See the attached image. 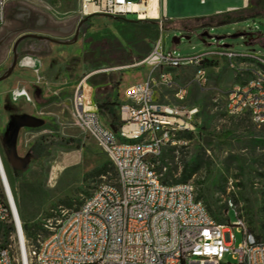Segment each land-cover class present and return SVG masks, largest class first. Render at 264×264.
I'll list each match as a JSON object with an SVG mask.
<instances>
[{
	"label": "rangeland",
	"instance_id": "374dc122",
	"mask_svg": "<svg viewBox=\"0 0 264 264\" xmlns=\"http://www.w3.org/2000/svg\"><path fill=\"white\" fill-rule=\"evenodd\" d=\"M164 13L166 18L177 23L166 29L163 27L165 52L188 57L212 50H228L264 57V0H247L246 6L244 0H164ZM119 18L100 14L82 16L78 0H10L4 7L0 37L16 31L6 43L8 49L19 30L33 29L38 34L68 41L81 22L78 40L68 45L34 39L23 41L20 58L29 56L32 67L17 63L12 74L0 82V143L11 138L15 123L24 116L37 119L41 124L21 126L17 130L15 156L20 160L26 158L32 143L40 137L48 141L43 157L37 160L28 157L19 168L10 165L4 149L0 151L15 192L20 183L27 188L35 186L40 191L38 196L30 197L27 193L24 201L30 223H37L46 231L39 233L40 238L49 231L44 225L54 224L60 211L77 209L100 181H115V171L110 165L104 175L92 174L98 166L109 163L108 157L74 123L70 109L75 87L83 79L92 89L93 103L106 93L120 103L119 96L124 97L126 84L147 76L149 69L146 66H133L147 54L139 58L123 41V34L130 36L129 26ZM159 18L164 25L163 15ZM124 19L136 21L137 16L127 14ZM71 24L74 29L68 36L58 30ZM202 33L207 36L202 37ZM174 38L179 39L177 44L173 43ZM155 40H147L150 50ZM1 53L0 75L11 63V53L6 50ZM119 59L125 62L117 63ZM205 67L207 86L191 85L184 102L174 97L175 88H156L157 103L178 107L185 115L194 111L192 124L197 128L182 134L185 144L163 148L157 165L162 167L163 174L170 173V180L177 181L183 167L198 164L199 169L191 177L197 198L205 206L207 199L211 209L216 210L224 205L228 196L232 197L237 210L243 211L250 230L259 235L263 228L264 127L255 126L247 115L230 117L225 112L227 89L234 82L248 79L250 69L256 64L236 60L234 67H230L225 58H213ZM171 72L175 85L181 86L192 77L193 69L184 67ZM152 75L156 77L155 72ZM21 89L27 92L31 102L13 98V92ZM101 117L104 125L109 127L108 118ZM68 139L76 142L67 143ZM71 153L78 156V163L62 167L54 182H49L51 167ZM16 170H19V176L14 175ZM228 220L229 223L236 220L233 209L228 211ZM240 238L235 233V246ZM7 242L0 238L1 246ZM226 260L231 261L229 256Z\"/></svg>",
	"mask_w": 264,
	"mask_h": 264
},
{
	"label": "built area",
	"instance_id": "2783aa9c",
	"mask_svg": "<svg viewBox=\"0 0 264 264\" xmlns=\"http://www.w3.org/2000/svg\"><path fill=\"white\" fill-rule=\"evenodd\" d=\"M8 1L0 0V25ZM78 1L82 16L136 14L137 20H157V39L150 52L133 65H144L149 72L141 82L126 87L117 107L118 132L102 122L85 79L75 87L71 118L105 152L116 178L100 181L77 209L60 211L54 224L44 225L48 234L38 236L35 243L24 237L0 153V226L8 230V242L0 245V264H264V228L259 235L251 232L232 197L225 199L226 221L217 223L197 198L191 180L163 182L155 170L163 148L185 144L182 134L197 130L192 124L194 111L185 115L178 107L157 103L156 88L173 87L176 100L184 102L191 85L207 86L208 60L225 58L230 67L236 60L252 61L256 67L250 69L251 76L227 89L225 112L230 117L247 115L255 126L264 127V57L228 50L180 57L164 51L159 13L156 18H140L146 11L133 9L134 5L147 6V0ZM18 63L26 68L33 65L29 56ZM184 67L193 69L192 77L176 86L171 70ZM13 98L31 102L24 89L15 90ZM5 147V141L0 143L1 152ZM262 174L264 190V166ZM229 209L236 216L234 223H229ZM234 232L241 236L237 246ZM228 256L231 261L226 260Z\"/></svg>",
	"mask_w": 264,
	"mask_h": 264
},
{
	"label": "trees",
	"instance_id": "16d2710c",
	"mask_svg": "<svg viewBox=\"0 0 264 264\" xmlns=\"http://www.w3.org/2000/svg\"><path fill=\"white\" fill-rule=\"evenodd\" d=\"M119 20H122L126 25L129 26L128 32H130V36L123 34L122 35L123 41L129 47H131L135 53L138 54L139 58L148 54L150 51V47H149L147 40H155L158 37V22L152 21V20L127 21L124 18H119ZM176 24L177 23L167 20L164 23V25L162 24V27L166 29L170 26H176ZM115 44L119 45V43H111L110 45L114 46ZM129 58L130 57H128V59ZM122 62H125V60H122V61H120V59L117 60V63H122ZM94 101H95L94 104L96 106L97 113L100 116L107 117L109 120L110 129L113 132H118L120 125H121V121L117 114V107L119 106L120 103L116 100L111 99L110 93H106L102 99H95ZM188 135H190V133ZM66 142L68 143V142H76V141L72 139H68L66 140ZM47 147H48V141L46 140V138L40 137L39 139L34 141L32 145L30 146L27 157L29 158L31 157L34 160H37L45 155ZM3 164H4V161H3ZM109 165L112 166V168L114 169L112 163L109 160V163L106 162L98 166L96 169H94V171H92L93 172L92 174L98 177L104 175L107 172V167ZM4 168H5V164H4ZM198 169H199L198 164H195L194 166L190 168L185 166L183 167L181 171L179 180L172 181L170 180L171 175L169 172L163 174L162 167L155 165V170L161 175L162 181L167 182V183L188 182L189 180H191V177L197 172ZM5 172H6V168H5ZM14 175L19 176L20 175L19 170H16L14 172ZM115 176H116V173H115ZM262 177H263V174H262ZM7 179H8V183L10 185V189L14 197V201H15V205L17 208L19 218L21 220L24 237L30 243H35L37 237L39 236V233L45 230L43 229L41 225H38L37 223H30V219L27 216L28 214L25 211L24 201L27 198V193H29V196L30 195L38 196L40 194V191L35 186H30L28 187L29 188L28 189L24 183H20L18 186V191L16 193L15 188L12 186L13 182H11L8 176H7ZM26 188L28 189V191H26ZM206 206H207L206 209L208 210L209 214L212 216V218L217 223L223 224L226 221V218L224 217V213H226V203L225 202H224V205H222V207H219L216 210H212L210 203L206 199ZM263 212H264V206H263ZM262 227L264 228V222L262 223ZM250 231L252 232V230ZM0 238L5 239L7 242L8 230L6 229V227L0 226Z\"/></svg>",
	"mask_w": 264,
	"mask_h": 264
},
{
	"label": "water",
	"instance_id": "95a60500",
	"mask_svg": "<svg viewBox=\"0 0 264 264\" xmlns=\"http://www.w3.org/2000/svg\"><path fill=\"white\" fill-rule=\"evenodd\" d=\"M81 24V22L76 26V28L74 29V25L71 24L70 26H68L67 28L64 29H58L59 31H61L62 33H64L66 36L70 35L71 32L74 29L73 32V36L70 40L68 41H59L57 39H53L47 35H41L38 34V32L36 30L33 29H23V30H19V34L18 36H16L11 44V63L10 65L7 67V69L0 75V82L7 79L13 72L14 68L16 67L17 63L19 62L20 59V53H18L17 48L18 45L20 43H22L23 41H25L26 39H34L43 43H56V44H64V45H68L71 43H74L78 40V34H79V25ZM50 30H53V28H51ZM11 32V33H6L5 35H3L2 37H0V57H1V52L7 50L6 43L9 40L10 37H12V35L15 33ZM202 37L207 36L206 33H202L201 34ZM179 42L178 38H174L173 39V43L177 44ZM5 48V50H4ZM2 49V51H1ZM41 124V121L34 119L32 117H28V116H24L22 117V120H19L15 123V128H14V132L11 136V138L5 140L6 142V147H5V154H6V158L7 161L10 163V165L14 168H19L22 164V162H25L26 160H28V157L24 158L23 160L18 159L15 156V140L17 137V130L21 127V126H37Z\"/></svg>",
	"mask_w": 264,
	"mask_h": 264
},
{
	"label": "bare ground",
	"instance_id": "6f19581e",
	"mask_svg": "<svg viewBox=\"0 0 264 264\" xmlns=\"http://www.w3.org/2000/svg\"><path fill=\"white\" fill-rule=\"evenodd\" d=\"M134 10L137 11H146V14H142L140 13V18H146V17H150V18H156L158 16V9H157V2L156 0H147V6H142V5H134L133 6ZM28 60H25V64L27 63ZM78 163V156L71 153L68 155H65L64 157H62L60 159V161H58L56 164H54L50 171H49V182L53 181L57 171H59V169H61L62 167H66V166H70V165H76ZM54 182V181H53Z\"/></svg>",
	"mask_w": 264,
	"mask_h": 264
},
{
	"label": "crops",
	"instance_id": "0c3cea01",
	"mask_svg": "<svg viewBox=\"0 0 264 264\" xmlns=\"http://www.w3.org/2000/svg\"><path fill=\"white\" fill-rule=\"evenodd\" d=\"M247 5V0H244V6H246ZM157 9H158V13H159V15L160 14H163V16H164V19L167 21V20H169L168 18H166L165 17V13H164V0L163 1H158L157 2ZM170 21V20H169ZM141 76V75H140ZM144 78H140V80L139 81H137V82H135V83H138V82H141L142 80H143ZM132 84H134V83H129V84H126V85H132ZM121 85H122V82H121V84L119 85V91H120V87H121ZM126 85H124V86H126ZM126 89V88H125ZM92 90V89H91ZM118 91V92H119ZM125 91V90H124ZM120 93V92H119ZM91 99H92V93H91ZM119 99H120V101L122 102L123 100H124V97H121V96H119ZM95 105V104H94ZM101 117V116H100ZM101 120H102V117H101ZM103 121V120H102ZM18 139H17V137H16V140L15 141H17Z\"/></svg>",
	"mask_w": 264,
	"mask_h": 264
},
{
	"label": "flooded vegetation",
	"instance_id": "af4514ba",
	"mask_svg": "<svg viewBox=\"0 0 264 264\" xmlns=\"http://www.w3.org/2000/svg\"><path fill=\"white\" fill-rule=\"evenodd\" d=\"M32 20H33V19H31V25L33 26ZM22 44H23V42L20 43V44L18 45V48H17L18 53H20V51H21V46H22ZM10 50H11V46H10V49L7 48L6 51H7L8 53H11ZM1 51H2V49H1ZM11 57H12V55H11Z\"/></svg>",
	"mask_w": 264,
	"mask_h": 264
}]
</instances>
